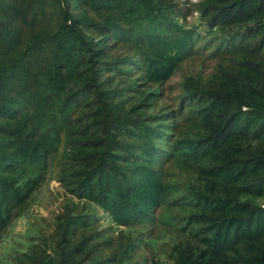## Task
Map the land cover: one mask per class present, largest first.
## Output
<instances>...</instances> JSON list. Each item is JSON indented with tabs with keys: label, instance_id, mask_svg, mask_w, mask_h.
Segmentation results:
<instances>
[{
	"label": "trees",
	"instance_id": "obj_1",
	"mask_svg": "<svg viewBox=\"0 0 264 264\" xmlns=\"http://www.w3.org/2000/svg\"><path fill=\"white\" fill-rule=\"evenodd\" d=\"M50 173L71 199L0 264H264V0H0V240Z\"/></svg>",
	"mask_w": 264,
	"mask_h": 264
},
{
	"label": "rangeland",
	"instance_id": "obj_2",
	"mask_svg": "<svg viewBox=\"0 0 264 264\" xmlns=\"http://www.w3.org/2000/svg\"><path fill=\"white\" fill-rule=\"evenodd\" d=\"M182 8H189L190 4L196 3L199 0H172ZM186 20L187 22L195 21L196 12H189V9L186 10ZM214 64L213 60L204 61L203 67L205 72H209L211 66ZM202 65L200 59H192L191 61L184 62L180 68L176 70L174 75L167 81V83L163 86L162 92L164 94V98L162 102L164 104H168V106L173 104V99L180 94V84L182 76L192 70H197V67ZM167 180H178V170L170 166L167 168ZM33 200L25 207L24 212L22 214L17 215L11 224V226L7 229L4 236L0 240V258L8 255L7 252L11 250L15 246H20V242H24L26 238L29 237L30 234L37 235L39 231L46 232L53 224L54 218L57 214H59L67 201L71 199L64 190L61 188L59 182L55 179L54 174L50 173L48 177L44 180L42 185L37 189L36 193L33 195ZM256 202L264 203V195L257 197ZM100 214H103L99 211ZM100 229H107L106 223H100ZM50 230V229H49ZM143 234H150L151 227L144 226ZM8 232V233H7ZM107 235L114 234L118 231H104ZM7 233V234H6ZM155 234V231L153 232ZM152 234V236H145V242L136 241V255L135 258L139 262L151 260L154 255V248L149 243L150 241H155L159 244L154 245L159 252H165L166 247H163L162 240L156 238V236ZM7 235V236H6ZM6 236V237H5ZM142 235H139V237ZM155 243V244H156Z\"/></svg>",
	"mask_w": 264,
	"mask_h": 264
}]
</instances>
